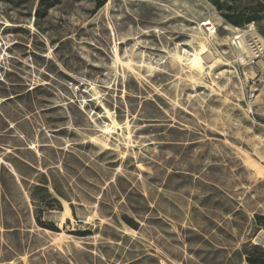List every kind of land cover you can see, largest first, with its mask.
Listing matches in <instances>:
<instances>
[{"label":"rangeland","instance_id":"1","mask_svg":"<svg viewBox=\"0 0 264 264\" xmlns=\"http://www.w3.org/2000/svg\"><path fill=\"white\" fill-rule=\"evenodd\" d=\"M50 1L0 0V264L264 252V0Z\"/></svg>","mask_w":264,"mask_h":264},{"label":"trees","instance_id":"2","mask_svg":"<svg viewBox=\"0 0 264 264\" xmlns=\"http://www.w3.org/2000/svg\"><path fill=\"white\" fill-rule=\"evenodd\" d=\"M107 2V0H95V9L98 10L104 6V4ZM54 1L50 0H39L38 7L39 10L36 11L35 16L40 17L42 14L40 12V9H46L53 5ZM227 22H229L232 25L238 26L241 25V22L238 21L236 18H225ZM249 22V20H248ZM246 22V23H248ZM53 193L58 196L56 190L54 188L52 189ZM45 198L46 199H52L53 202H56L54 198L52 197V194L48 191L47 188H44L43 190ZM31 200H34V196H31ZM127 225H130L131 227H135L129 220H126ZM253 225L256 227L257 230H263L264 231V216L255 215L253 217ZM52 231L56 232V229H52ZM246 264H264V252L260 249H255L251 254H249L246 259Z\"/></svg>","mask_w":264,"mask_h":264},{"label":"bare ground","instance_id":"3","mask_svg":"<svg viewBox=\"0 0 264 264\" xmlns=\"http://www.w3.org/2000/svg\"><path fill=\"white\" fill-rule=\"evenodd\" d=\"M199 56H200V55H199ZM199 56H198V55H194L193 58L191 59V63H192L193 65H195V64L198 62V60H199ZM260 238L264 241V235H263V234L260 235ZM259 241H260V240H259ZM260 242H261V241H260ZM261 243L264 244V242H261Z\"/></svg>","mask_w":264,"mask_h":264},{"label":"built area","instance_id":"4","mask_svg":"<svg viewBox=\"0 0 264 264\" xmlns=\"http://www.w3.org/2000/svg\"><path fill=\"white\" fill-rule=\"evenodd\" d=\"M206 29H208V27ZM247 97L249 100H252L255 97V94L253 92H249Z\"/></svg>","mask_w":264,"mask_h":264},{"label":"water","instance_id":"5","mask_svg":"<svg viewBox=\"0 0 264 264\" xmlns=\"http://www.w3.org/2000/svg\"><path fill=\"white\" fill-rule=\"evenodd\" d=\"M263 235H264V233H263ZM256 242H257V244H259L262 248H264V244H263V243H261L259 240H256Z\"/></svg>","mask_w":264,"mask_h":264}]
</instances>
